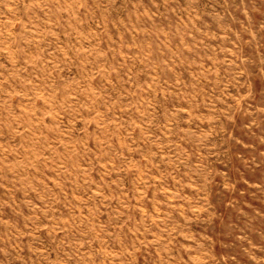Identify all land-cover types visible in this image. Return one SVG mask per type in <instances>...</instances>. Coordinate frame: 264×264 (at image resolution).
<instances>
[{"label":"rangeland","instance_id":"374dc122","mask_svg":"<svg viewBox=\"0 0 264 264\" xmlns=\"http://www.w3.org/2000/svg\"><path fill=\"white\" fill-rule=\"evenodd\" d=\"M0 264H264V0H0Z\"/></svg>","mask_w":264,"mask_h":264}]
</instances>
